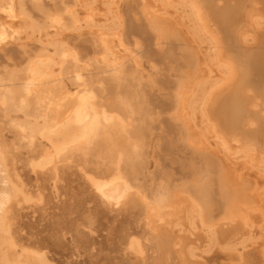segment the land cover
Listing matches in <instances>:
<instances>
[{
  "label": "bare ground",
  "instance_id": "bare-ground-1",
  "mask_svg": "<svg viewBox=\"0 0 264 264\" xmlns=\"http://www.w3.org/2000/svg\"><path fill=\"white\" fill-rule=\"evenodd\" d=\"M246 1L0 0V264H264V123L208 124L264 117Z\"/></svg>",
  "mask_w": 264,
  "mask_h": 264
},
{
  "label": "rangeland",
  "instance_id": "rangeland-1",
  "mask_svg": "<svg viewBox=\"0 0 264 264\" xmlns=\"http://www.w3.org/2000/svg\"><path fill=\"white\" fill-rule=\"evenodd\" d=\"M248 1V0H247ZM247 1H246V3H247ZM254 1H257V0H254ZM254 1H249L250 3H254ZM227 2H228V0L226 1V0H215V5L213 6V7H223V6H225L226 4H227ZM230 3H232V0H230ZM233 3H234V0H233ZM258 3V4H257ZM257 3H254L253 5L251 4L250 6H249V10L251 9V10H253L254 9V11H252V14L250 13L249 14V17H250V21H251V19L254 21V16H253V13L254 12H257V11H255V8L257 7V8H260V7H258V6H262V3L260 2V1H258ZM77 6L79 7V5H76L75 7H73L72 9L74 10V9H77ZM252 6V7H251ZM256 8V9H257ZM248 10V11H249ZM249 12H251V11H249ZM251 15V16H250ZM20 16H23V15H20ZM1 17H5V14H2L1 15ZM252 17V18H251ZM256 17V16H255ZM258 17V16H257ZM262 17V18H261ZM261 17H258V20H260V19H262L263 20V23L262 22H260L259 24H263L264 25V15L263 16H261ZM6 18V17H5ZM62 19V22L64 21V17L63 18H61ZM6 20V19H5ZM7 20H9L10 21V19L9 18H7ZM14 21H16V19H14ZM17 21H19V19L17 20ZM249 21V22H250ZM253 21H251V23H249V25H248V27L250 26H253V27H255L254 25V23H253ZM257 21V20H256ZM249 27V28H250ZM47 31H49V29H51L50 31H49V33L51 32V31H54V30H56V28L55 27H48V28H45ZM53 29V30H52ZM212 29V32H209V35H211V36H216V38H217V32H216V29L215 28H211ZM215 29V30H214ZM45 30V31H46ZM70 29L69 28H66V31H69ZM215 34H214V33ZM39 33V35H41L42 34V32L41 31H39L38 32ZM41 33V34H40ZM52 33V32H51ZM210 33H212V34H210ZM252 34V35H251ZM42 35H44V34H42ZM41 35V36H42ZM45 37H46V35H44ZM250 36H251V38H254L255 39V41H258L259 40V38L258 37H256L255 35H253V33L251 32L250 33ZM243 40V39H242ZM234 66V65H233ZM241 74H242V71H240L239 70V68L238 67H236L235 68V72H234V75H233V77H232V81H236L240 76H241ZM231 80L229 79H223L222 81H221V83H226V84H221V87H219V88H227V86H228V83H230L231 82ZM264 88V87H263ZM262 88V89H263ZM257 90L258 89H256L255 87H247L246 89H245V91H246V93L248 94V95H251V96H254L256 99H257V101L259 100V102H257V103H254L250 108L251 109H253V110H256L257 112H259V115L261 114L262 116H264V100L262 99V97H258L257 96ZM218 91V90H217ZM224 96V95H223ZM219 106V105H218ZM218 106H216L215 107V115H216V118H213V117H211V118H209L208 119V124L212 127V129H213V131H211V135H212V137H211V139H212V141H224V143L226 144V145H228V146H232V144H234V145H240V146H242L243 144H244V132H247L248 134L249 133H252L253 131H251V130H255L256 131V129H259L262 125H263V123H264V117L263 118H261V117H259V118H257V119H255V120H253L251 117H249V113L248 112H246V113H244V115L242 116V118H241V122H240V124H239V126L238 127H234V128H232V130L230 131L232 134H233V137L232 138H230V137H228L227 135H228V133H226V132H224L222 129H223V124L221 123V121L220 120H218V116H217V112L219 111V108H218ZM255 107H257V109L255 108ZM219 115L221 116V112L219 113ZM260 115V116H261ZM254 133H256V132H254ZM218 143V142H217ZM213 143L211 142V144H210V147H211V149H214L215 147H216V145L214 144V145H212ZM242 151H244V150H242ZM232 152L233 153H235L236 154V152H235V149L234 150H232ZM264 187V186H263ZM261 190H263V189H261ZM239 217L240 216H236L235 218H233V221L235 220H238L239 219ZM229 221V219L228 218H226V217H224V218H222L221 220H219V222L217 223V225L218 224H221V226H223V228L224 227H226V226H229V223H227Z\"/></svg>",
  "mask_w": 264,
  "mask_h": 264
},
{
  "label": "flooded vegetation",
  "instance_id": "flooded-vegetation-1",
  "mask_svg": "<svg viewBox=\"0 0 264 264\" xmlns=\"http://www.w3.org/2000/svg\"><path fill=\"white\" fill-rule=\"evenodd\" d=\"M239 1V0H238ZM242 1V0H241ZM226 7H227V9H226ZM225 7V9L224 8H222V6L220 7L222 10L221 11H223L222 12V18H223V16L226 14V16L227 15H229L228 17H230V15H231V12L229 11V6L227 5ZM225 10H226V13H225ZM228 10V11H227ZM224 13V14H223ZM229 13V14H228ZM231 104H230V103ZM226 105H225V109H223V112H225L226 113V122H227V124H228V122H229V124H228V126L229 127H235L239 122H240V120H241V116L239 117V119H238V123L237 124H235L236 122H237V118H238V116H239V110L241 109V102L237 99V98H234V99H231L230 101H229ZM238 104V105H237ZM229 105V106H228ZM227 106V107H226ZM240 108L239 110L237 109L238 107ZM234 107V108H233ZM238 111V112H237ZM233 115H232V114ZM236 113V114H235Z\"/></svg>",
  "mask_w": 264,
  "mask_h": 264
}]
</instances>
